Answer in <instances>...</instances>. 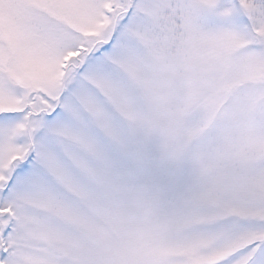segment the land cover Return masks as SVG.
I'll return each instance as SVG.
<instances>
[{
	"label": "snow or ice",
	"instance_id": "1",
	"mask_svg": "<svg viewBox=\"0 0 264 264\" xmlns=\"http://www.w3.org/2000/svg\"><path fill=\"white\" fill-rule=\"evenodd\" d=\"M0 264H264V0H0Z\"/></svg>",
	"mask_w": 264,
	"mask_h": 264
}]
</instances>
